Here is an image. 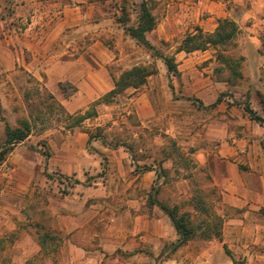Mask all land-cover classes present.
I'll list each match as a JSON object with an SVG mask.
<instances>
[{"label":"rangeland","instance_id":"rangeland-1","mask_svg":"<svg viewBox=\"0 0 264 264\" xmlns=\"http://www.w3.org/2000/svg\"><path fill=\"white\" fill-rule=\"evenodd\" d=\"M66 1L73 8L81 2ZM84 1L90 18L85 34L68 27L60 47L76 45L75 56L83 48L92 66L106 64L113 82L134 66L155 73L108 107L98 105L97 117L68 129L58 119L60 111L53 100L46 98L52 92L42 82L37 84L22 64L29 58L22 53L19 37L27 24L18 16L20 3L0 0V146L7 124L16 127L24 118L32 124L31 134L0 164V264H219L221 253L235 264H245L243 254L233 256L218 242L222 236H213L214 220L220 217L223 225V218L215 210L209 171L199 166L200 159L207 158L203 154L235 140L246 142L247 151L255 149L256 139L257 149L264 148V134L253 122L238 127L224 124L236 118L249 120L245 105L263 114L260 98L252 100L243 79L240 30L225 46L190 53L176 50L188 33L195 32L198 21L220 9L238 13L248 7V0H149L157 23L146 37L158 51L175 54L178 76L126 33V28L138 24L142 0ZM140 94L148 95L151 109L139 115ZM90 134L103 138L89 142ZM103 144H110L116 153L108 155ZM150 196L189 213L196 234L181 255L172 252V243L153 250L143 242L137 245V240L124 248L95 237L104 226L117 230V217L121 223L128 221L120 216V208L129 206L125 197L134 199L142 212L152 208ZM194 198L201 199L208 212ZM37 224L41 233L49 231L59 238L48 241L47 251L40 247ZM212 239L217 242H207Z\"/></svg>","mask_w":264,"mask_h":264},{"label":"crops","instance_id":"crops-1","mask_svg":"<svg viewBox=\"0 0 264 264\" xmlns=\"http://www.w3.org/2000/svg\"><path fill=\"white\" fill-rule=\"evenodd\" d=\"M16 1L20 3L18 16L27 23L19 35L22 53H26L29 58L22 64L60 100L68 113L84 111L90 103L113 89L114 82L104 62L98 63V67L92 66L85 58L83 48L75 56L74 50H79L76 45L69 43L62 48L59 45V40L68 27L72 30L77 28L76 31L85 34L90 18L84 9L87 7L84 0L74 5V8L66 0ZM247 3L248 7L238 13L220 9L208 19L198 21L196 26L212 32L217 27L218 19L230 18L237 23L240 47L245 57L243 79L254 100L259 99V93L264 95V0H248ZM101 23H98V27ZM65 81L75 85L77 90L64 99L60 95L59 84ZM110 104L99 106L101 109ZM136 104L138 114L151 109L147 94L137 96ZM212 113L217 118L218 110ZM250 122L256 125L260 135L264 134V128L250 118L246 121L245 118H236L224 124L238 127L245 123L249 125ZM246 145L243 140L223 144L219 150L203 154L207 158L200 159L199 166L209 171L208 180L214 189L211 196L215 202V210L223 218L222 240L218 242L225 245L233 256L243 254L247 259L245 264H264V148L260 151L257 149V139L254 141V150L247 151ZM101 147L108 155H114L117 151L112 150L110 144H103ZM125 198L129 206L120 208V216L122 214L121 218L128 221L121 223L117 217L118 226L116 224L114 227L117 230L104 226L103 233L95 237H104L110 245H125L124 248L139 240L137 245L143 242L152 245L153 250L177 241L179 236L170 218L158 206L147 207L146 211L140 212L134 199ZM79 223L84 225V222ZM207 242L213 244L217 240ZM183 247L185 246L178 249L179 255L185 251ZM203 255L199 253L200 257ZM218 261L219 264H235L232 257L224 253L220 254Z\"/></svg>","mask_w":264,"mask_h":264},{"label":"trees","instance_id":"trees-1","mask_svg":"<svg viewBox=\"0 0 264 264\" xmlns=\"http://www.w3.org/2000/svg\"><path fill=\"white\" fill-rule=\"evenodd\" d=\"M140 13L138 24L136 27L126 28V33L129 34L133 39H135L139 44L143 45L147 49L154 52V56L161 58L167 68V71L174 75H179L178 63L176 62L175 54H164L157 50V48L151 44L146 35L153 31L156 27V18L152 13L151 6L149 4V0H142L140 3ZM239 33V26L237 23L230 18H222L218 19L217 27L212 32L204 31L201 27L196 26L195 32L188 33L185 38L182 40L180 45L178 46L176 52L184 51L186 53H190L193 51L201 50L204 51L209 47H221L229 44ZM220 56V55H219ZM222 62H224L228 67L229 61L223 56H221ZM155 73V70H151L145 66H134L129 70L124 71L121 76L114 81V88L101 96L98 100L94 101L92 107L86 110L84 113L78 112L75 114H69L66 112L64 106L55 98V96L48 92L47 100H53L54 108L60 111L58 119L61 122L66 124L68 129H72L76 126L82 124L85 120L97 117L98 112L96 107L100 104H110L115 101L116 97L122 94L127 89H138L143 84H145L147 78ZM234 74L241 76L240 72L234 69ZM37 84H40L39 81H36ZM62 93L65 98H69L73 95L77 88L70 82H60L59 84ZM67 88L71 89L70 91ZM260 98V103L263 108V114H260L254 111L249 105H245L244 110L248 114L249 118L256 123H258L261 127L264 128V95L261 93L258 94ZM217 103V102H216ZM32 132V124L29 119H22L19 122V125L16 127H11L8 124L5 127V140L3 144L0 146V164L3 163L8 154L12 151L13 147L24 141ZM89 142L93 139L103 138L101 134L98 135H89ZM198 200V202L202 203L201 199L194 198V200ZM158 206L171 220L173 227L175 228L179 238L176 242L171 244L172 252H175L180 247L185 245L188 241H190L196 234V228L192 224L191 219L189 217V213L180 212V208L178 205L170 206L166 203H163L156 199L155 197H149V207ZM201 208L208 212L206 207L203 205ZM222 219L220 217H216L214 220L213 227V236L216 238H221V228ZM37 232L39 234L40 247L42 250H48V241H59V238L56 234H53L49 231H42V226L37 224L36 226ZM209 227V225H207ZM211 237V236H208ZM59 243H57L53 251H58ZM226 251L228 252L226 246Z\"/></svg>","mask_w":264,"mask_h":264}]
</instances>
